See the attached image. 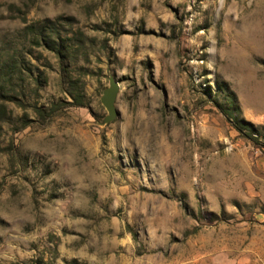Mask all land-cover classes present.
<instances>
[{
	"label": "rangeland",
	"instance_id": "rangeland-1",
	"mask_svg": "<svg viewBox=\"0 0 264 264\" xmlns=\"http://www.w3.org/2000/svg\"><path fill=\"white\" fill-rule=\"evenodd\" d=\"M0 264H264V0H0Z\"/></svg>",
	"mask_w": 264,
	"mask_h": 264
},
{
	"label": "water",
	"instance_id": "water-1",
	"mask_svg": "<svg viewBox=\"0 0 264 264\" xmlns=\"http://www.w3.org/2000/svg\"><path fill=\"white\" fill-rule=\"evenodd\" d=\"M119 92V85L113 77L109 78V87L105 89L101 98V103L106 109L108 115L104 119L103 124L112 122L116 116L117 111L115 108V101Z\"/></svg>",
	"mask_w": 264,
	"mask_h": 264
}]
</instances>
